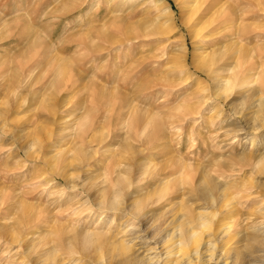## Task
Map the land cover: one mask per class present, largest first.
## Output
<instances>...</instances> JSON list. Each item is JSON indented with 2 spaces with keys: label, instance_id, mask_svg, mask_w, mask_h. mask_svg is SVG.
Masks as SVG:
<instances>
[{
  "label": "rangeland",
  "instance_id": "rangeland-1",
  "mask_svg": "<svg viewBox=\"0 0 264 264\" xmlns=\"http://www.w3.org/2000/svg\"><path fill=\"white\" fill-rule=\"evenodd\" d=\"M206 2L227 59L250 66L245 80L218 97L201 69L217 46L198 33L186 0H0V226L35 217L29 264L54 246L61 264H142L132 257L139 240L121 232L122 213L97 204L117 187L114 168H126L114 167L118 158L131 161V179L146 176L134 185L140 192L128 193L124 175L116 178L126 198L166 191L148 207L155 216L164 207L193 212L197 182L214 175L215 165L241 168L225 173L246 183L235 208L255 213L248 226L258 225L264 158L255 161L264 154V129H250L264 122V0ZM251 136L263 138L260 149ZM143 138L157 141L147 147ZM261 242L253 258L228 263L264 264ZM8 246L0 241L1 264L27 262H11L22 249Z\"/></svg>",
  "mask_w": 264,
  "mask_h": 264
},
{
  "label": "bare ground",
  "instance_id": "bare-ground-1",
  "mask_svg": "<svg viewBox=\"0 0 264 264\" xmlns=\"http://www.w3.org/2000/svg\"><path fill=\"white\" fill-rule=\"evenodd\" d=\"M158 1L162 2L163 0ZM186 6L189 18L192 19L193 24L200 25L198 33L203 36V39L210 45L217 46L206 55V57L204 58L205 60L201 64V69L207 74L208 78L212 82L211 96L214 95L215 97H218L221 94L227 95V92L234 89L237 86V83H241L243 80H245L244 78L247 76V72L250 71V66H247L249 63L246 65V68V66L238 65V63L240 62H238L237 64H233L227 59L225 54L226 50L223 51L224 49L220 48V41L216 36V33L218 31L217 29L219 27H217L216 19L213 16L214 12L212 11V13L210 11V6L207 4L206 0H186ZM167 21L168 24L171 22L169 16L167 18ZM158 26L159 31L157 32L161 33L163 31L161 29L162 27L160 25ZM261 57L264 58V49L260 51L259 58ZM207 100L208 99L205 98L204 102H199L196 109L200 108L202 105H205V101ZM261 110H263L264 113V109L261 108ZM189 113L191 112H186V114L188 115ZM263 129L264 122L260 123L259 126L254 125V127H252L250 131L254 133L252 135H256L257 132ZM149 132L150 131H148V133ZM143 134H145V131ZM141 135H139V137ZM127 136L130 137L128 133ZM127 136L125 134L126 138H128ZM143 136L144 135H142L141 138ZM247 139L251 147L257 146V149H260V147L258 146L262 143L261 138L251 136ZM155 141H152V139L143 138L141 140V145L143 144L144 146L145 144L147 145L151 142V144H153ZM148 146L149 145H147V147ZM62 154L65 155L64 153ZM260 155L261 156L255 161V165L258 163L260 164L261 159L264 158V154ZM68 161L69 160H66V162ZM71 163L72 161L70 162V164ZM115 163L113 164L114 167H120L121 165H123L124 167L126 166L123 171L114 168V172L116 173V178H121V176L124 175L122 179L126 183L127 193L129 191L128 189L135 188V183H141L143 178L146 177L144 176L145 174H141L143 175L142 178L141 176L139 177L138 174H136V177L131 179V177H128L129 174L127 175V173L130 172L129 168L131 165L128 162L119 161V158L118 161H115ZM173 163H175V161H173ZM67 164L70 165L69 163ZM166 164V167L171 166V164L169 163ZM215 166L216 167L214 168V175L206 173L204 179H201L202 181L197 182V187L192 193L191 203L192 205L196 202L199 204L196 207H193V212H190L189 208L187 207L177 210H171V208L164 207L159 212H155V214L157 213L155 216L154 213L150 211L151 209L148 210V207L152 205L155 206L157 203H159L160 200L165 197L164 194L166 193V191L164 192V194H161L163 193L161 192V190H158L160 192L156 191L158 192V194L154 192L157 195L156 197H152V195L150 194L146 195L145 197H141L142 194L136 195L137 192L134 191V195H130L131 197L128 196L129 198H126L125 193L124 195L122 194L124 187H120L118 183L120 180L116 178H114L113 180L115 184L117 183V187L115 185L116 188L113 192H110V190L107 189L110 194H107L105 192L102 194V197L99 195L101 198L99 199L97 204L99 207H101V209L106 208L122 213L121 217L123 219V227L122 229L120 228L121 232L123 235L126 234L132 237V239L134 240H139V247L136 250L137 253L135 254L133 252L132 257L142 264H229L228 260L232 257V260L242 258L244 256L251 259L258 252V246L260 245V243H262V237H264V221L262 220V218H264V204L260 202L262 208L258 210L257 213L259 214L255 215V218L252 219V221L256 220L258 222V225L250 228L248 226V222L250 219L249 214L254 215L255 213L249 212L247 214L240 212V210L235 208L236 204L239 202V199L245 193L244 189L246 187V183H243V185L239 181L234 182L228 180L225 174L231 172L236 175L235 173H239L240 171H242V169L228 167L225 164H217ZM162 167L163 166H160L159 169H161ZM147 169H145L144 172L143 170H139L140 173H146L145 171H147ZM252 169L254 170V168ZM149 170L150 169H148V174L150 176ZM164 170L165 168H163V171ZM133 171L132 173L134 174ZM152 171L155 172L154 169ZM157 171L156 173H158ZM162 172L161 174H163ZM169 176H171L170 173L167 177ZM112 178L113 177L110 178V182L108 180L107 181L109 183H112ZM163 178H165V176ZM164 186H166V184H164ZM136 189L137 188H135L134 190ZM252 193L253 192H250L249 194ZM171 198L174 199L175 197L172 196ZM168 200L170 201L171 199L169 198ZM146 208L147 210H145ZM34 218L35 217L24 219L23 221L18 223L16 227H9L7 225L0 226V241L4 242L5 244H9L8 247H10L13 243H18L20 245L19 247L21 248L25 242L29 241L25 248H21L22 251L18 252L16 250V253L11 257V262L20 260L22 261L23 259H26L25 261H27L25 264H29L31 262L29 254L27 255V251L32 248V241L34 240V237H32L33 231L38 226H36V224H32L34 222ZM132 220H136V223H138V225H131L130 223L132 222ZM130 225L131 227L128 228V226ZM139 249H141V254L140 252H138ZM0 251L4 253L5 248L1 247ZM56 253L57 255H60L58 247L54 246L52 248H49L45 250L42 255H39V257H35L36 262L34 264H61L62 258L56 257ZM3 260H5V257L2 255L0 256V261Z\"/></svg>",
  "mask_w": 264,
  "mask_h": 264
}]
</instances>
